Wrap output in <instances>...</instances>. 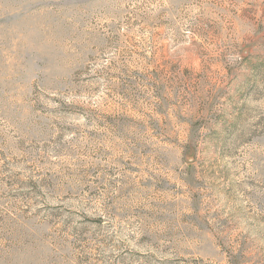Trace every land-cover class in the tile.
<instances>
[{
    "label": "rangeland",
    "instance_id": "1",
    "mask_svg": "<svg viewBox=\"0 0 264 264\" xmlns=\"http://www.w3.org/2000/svg\"><path fill=\"white\" fill-rule=\"evenodd\" d=\"M0 264H264V0H0Z\"/></svg>",
    "mask_w": 264,
    "mask_h": 264
}]
</instances>
